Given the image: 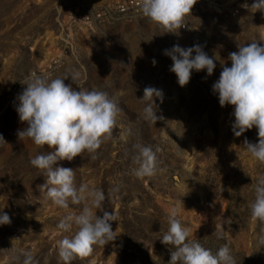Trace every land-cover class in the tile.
I'll return each instance as SVG.
<instances>
[{"label": "rangeland", "instance_id": "374dc122", "mask_svg": "<svg viewBox=\"0 0 264 264\" xmlns=\"http://www.w3.org/2000/svg\"><path fill=\"white\" fill-rule=\"evenodd\" d=\"M115 1L0 0V135L6 142L0 141V211L11 218L0 225V264H22L26 252L38 264H64L58 241L77 229L64 232L57 225L83 207L63 209L47 197L40 188L46 178L30 159L51 150L18 138L27 125L19 120L16 98L24 88L20 81L31 72L49 78L78 72L73 87L105 91L122 109L114 139L102 144L96 159L85 154L58 162L75 171L77 186L103 189L104 209L117 216L115 240L94 245L89 256L72 264H168L172 246L161 237L173 207L179 208L190 239L213 253L227 244L236 264H264V246L258 244L264 225L251 218L249 207L264 164L243 145L245 139L258 142L257 129L233 134L234 108H222L212 91L222 71L218 60L211 76L206 69L193 70L190 82L180 87L170 71L172 60L164 55L177 44H200L209 57L217 55L230 67L229 53L238 45H264V13L250 10L235 22L200 16L178 34H163L148 18L92 29L68 20V12L85 15ZM148 86L164 94L163 102L154 98L156 115L162 117L155 125L141 118L146 102L140 99ZM134 144L160 149L152 177L134 175ZM216 228L223 231L222 239Z\"/></svg>", "mask_w": 264, "mask_h": 264}, {"label": "clouds", "instance_id": "9594fccd", "mask_svg": "<svg viewBox=\"0 0 264 264\" xmlns=\"http://www.w3.org/2000/svg\"><path fill=\"white\" fill-rule=\"evenodd\" d=\"M196 3L197 0H139V7L142 15L159 26L163 34H178V30L185 27V17L191 14ZM242 7L264 13V0H254L251 6L245 3ZM164 55L171 58L170 71L175 73L180 87L190 82L193 70L199 72L206 69L211 76L216 68L215 61L220 62L222 71L213 83L212 91L218 94L222 108L233 106L235 119L231 128L236 137L253 127L257 129L258 142L245 139L243 145L254 159L264 164V45L258 41L238 45V51L229 53L230 67L225 66V61L217 55L209 57L200 44L187 48L177 44L165 49ZM152 63L155 65L156 61ZM79 75L73 72L63 78H49L31 72L20 81L24 88L16 98L19 120L27 125L18 130L19 140L28 138L38 148L47 146L51 150L40 152L30 159L31 166L40 170L46 178L40 188L60 208L68 209L70 204L83 205L78 214L66 215L57 225L64 232H71L73 226L77 229L71 237L65 236L58 241L59 257L64 264H72L77 257H87L94 245L105 246L116 238L112 222L117 221V216L104 209L107 199L104 190L90 188L83 183L77 186L75 171L58 166L59 161H71L85 154L90 159H96L102 144L114 139L113 132L122 112L107 92L73 87ZM69 78L71 83L66 84ZM154 98L163 102V91L148 86L140 100L146 102L141 118L155 125L162 117L156 115ZM0 141L5 142L2 135ZM133 149L136 152L133 161L138 165L133 169L134 175L140 179L155 175L156 153L160 149L154 150L151 145L144 144H134ZM249 207L251 218L264 225V176L257 179L254 200ZM98 211L102 216L97 214ZM179 211L177 207L171 209L169 227L161 237V243L172 246L168 264H236L227 244L213 253L198 240L190 239V230L178 218ZM10 223L9 215L0 211V225ZM214 233L218 239L223 238L221 229L216 228ZM258 244L264 246V227L258 235ZM22 264H38V261L26 252L23 253Z\"/></svg>", "mask_w": 264, "mask_h": 264}, {"label": "built area", "instance_id": "2783aa9c", "mask_svg": "<svg viewBox=\"0 0 264 264\" xmlns=\"http://www.w3.org/2000/svg\"><path fill=\"white\" fill-rule=\"evenodd\" d=\"M245 3L251 6L254 0H197L191 14L185 17V27L179 31H188L189 22L200 16H212L224 21L235 22L250 11V7H242ZM68 15L71 24L79 23L90 29L103 24H129L146 18L140 11L139 0H118L104 4L89 14L80 15L76 11L68 12Z\"/></svg>", "mask_w": 264, "mask_h": 264}]
</instances>
